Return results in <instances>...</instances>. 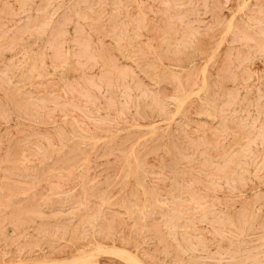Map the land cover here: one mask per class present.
<instances>
[{
	"label": "rangeland",
	"instance_id": "1",
	"mask_svg": "<svg viewBox=\"0 0 264 264\" xmlns=\"http://www.w3.org/2000/svg\"><path fill=\"white\" fill-rule=\"evenodd\" d=\"M244 1L0 0V264L70 258L106 233L157 264H248L225 253L234 229L200 213H242L259 195L264 211V55H249L264 19Z\"/></svg>",
	"mask_w": 264,
	"mask_h": 264
},
{
	"label": "bare ground",
	"instance_id": "2",
	"mask_svg": "<svg viewBox=\"0 0 264 264\" xmlns=\"http://www.w3.org/2000/svg\"><path fill=\"white\" fill-rule=\"evenodd\" d=\"M213 1V0H212ZM246 2V3H244ZM243 2L241 8L242 9H248L250 6H254L257 10V12L260 15L259 21H263L264 19V0H245ZM212 5V4H211ZM219 5V4H218ZM216 7V6H214ZM239 8V7H238ZM240 8V9H241ZM62 9L61 4H57L55 6V11H59ZM239 9V11H240ZM223 12V11H222ZM245 12V11H243ZM238 13V11H237ZM236 15V14H235ZM256 19L251 17L250 23L248 24V28H251L252 30H255V27L252 25L253 22ZM162 21V20H161ZM145 22V21H144ZM234 22L235 18L232 16L228 23L227 29L229 31H232L234 28ZM50 25V24H49ZM112 25V24H111ZM145 26V24H144ZM112 31V30H111ZM257 31L260 32V36L262 38V44L261 46L258 45L257 49L255 52H249L250 57L254 56L255 54H262L264 55V29L263 28H258ZM224 35V34H223ZM222 36V35H221ZM248 35H245L244 37H247ZM223 40V39H222ZM132 41V40H131ZM221 42V41H219ZM113 43H115L113 41ZM219 44V43H218ZM216 44V45H218ZM220 45V44H219ZM180 46V45H179ZM216 48V47H215ZM180 51H184L182 46L179 47ZM187 52L190 55H194L195 52L193 50H187ZM213 52V51H212ZM130 54V53H129ZM213 54V53H211ZM211 57V56H210ZM122 59V58H121ZM205 62V61H204ZM178 66L182 67V64H178ZM136 68V67H135ZM66 74L69 71V62L66 60L63 62V66L61 68ZM137 69V68H136ZM181 71V70H180ZM140 72V70H139ZM203 72V71H202ZM175 74V73H172ZM199 75V74H198ZM204 75V74H203ZM145 76V75H144ZM205 77V76H204ZM203 77V78H204ZM146 78V77H145ZM151 79L154 80L156 84H160L161 82L167 81V74L163 73L159 77H150ZM150 82V81H149ZM180 82V81H179ZM205 83V81H204ZM155 84V85H156ZM205 87V84H204ZM30 88V87H29ZM229 88V87H228ZM200 89V88H199ZM198 89V90H199ZM232 89V88H231ZM234 89V88H233ZM201 91V90H200ZM230 91V90H229ZM197 93V92H196ZM111 94V92H110ZM192 94V93H191ZM237 95V94H236ZM78 96V95H77ZM188 94L183 88L176 89V93L173 96V102L176 106H182L184 102L188 99ZM193 96V95H192ZM53 97V96H52ZM201 104L203 106H206V109H202L200 111L201 114L206 115V116H213V113L211 111V107H213L212 100L209 96L208 89L205 87H202V92L199 95ZM244 99V98H243ZM245 100V99H244ZM199 101V102H200ZM129 104L133 105L134 101L133 99L129 100ZM250 105V104H249ZM144 103L142 101L138 102L137 105V111L139 114L142 115L144 119H147L150 116V113L146 108L144 107ZM179 110V109H178ZM242 111V110H241ZM178 113V112H177ZM176 113V115H177ZM218 116V115H216ZM175 118V116H174ZM208 118V117H207ZM216 118V117H215ZM223 118V116H222ZM229 118V116H228ZM217 119V118H216ZM226 119V118H225ZM235 121V120H234ZM169 122V121H168ZM220 122V121H218ZM161 123V122H160ZM171 124V123H170ZM235 124V123H234ZM53 125V124H52ZM155 126V125H154ZM153 125H149L148 129H153ZM235 126V125H234ZM241 133V132H240ZM93 134V133H92ZM91 134V135H92ZM165 134V133H164ZM147 136V135H146ZM145 137V136H144ZM250 137V136H248ZM242 138V137H241ZM138 139V138H137ZM246 139V138H244ZM102 140V139H101ZM140 141V140H139ZM155 141V140H154ZM172 141V140H171ZM89 142V141H88ZM95 142V141H94ZM105 142V141H104ZM109 142V141H108ZM92 144H94L92 142ZM96 144V143H95ZM7 147V146H6ZM117 148V147H116ZM168 152V151H167ZM65 155V154H64ZM144 157V156H143ZM171 158V157H170ZM147 159V158H146ZM76 165V164H75ZM106 165V164H105ZM137 165V164H136ZM124 175V174H123ZM122 179V178H121ZM124 179V178H123ZM238 180V179H237ZM76 181V180H75ZM78 181V180H77ZM143 180L139 181V184L142 185ZM36 182V181H35ZM231 182V181H230ZM81 185V184H80ZM69 186V185H68ZM83 187V186H82ZM52 189V188H51ZM148 190V189H147ZM233 190V189H232ZM48 193V192H47ZM25 194V192H24ZM85 194V193H84ZM91 196V195H90ZM93 197V196H92ZM189 197V196H188ZM84 199V198H83ZM262 199V195H259L256 197V199H253L250 203L249 208H246L245 211L242 213H235V212H221L219 210L211 209L208 211H202L201 214L203 217H206L207 215H210L211 218L210 220L213 223L220 224L222 226L229 225L234 231L237 233L236 235L239 237L237 239L236 243V248L233 249L232 251H225L226 254H229L231 257H241L244 256L246 259H249L248 264H263L264 263V256L261 258L257 257V254L259 252L255 251L254 244L252 243V236L256 234V230L259 229L261 232V235L259 236L260 239V244L264 245V211L259 209V205H261L260 200ZM46 200V199H45ZM101 200L103 203L109 204L106 202V197H101ZM42 202V201H41ZM158 202V201H157ZM259 204V205H258ZM43 205V204H42ZM119 208V207H118ZM125 211L129 215V217L132 219L134 215H141V216H146L148 213L152 211L151 206L148 204L144 205L143 208H138L136 206H131L127 208L126 206L124 207ZM257 209V210H256ZM83 210V209H82ZM63 211V210H62ZM99 211V210H98ZM173 212V211H171ZM99 214V213H98ZM71 217V216H70ZM99 216L96 218L98 219ZM136 218V217H135ZM195 219V218H194ZM162 221V220H161ZM144 223V222H143ZM148 224V223H147ZM152 225V224H151ZM214 225V224H213ZM132 228V227H131ZM245 229V231L241 232L239 229ZM93 231V230H92ZM182 231V230H181ZM80 233V231H79ZM167 233L169 236L175 238L177 232L176 229L173 227H167ZM107 237L111 238L112 241L110 242H103L100 239H94V241L90 242V244H83L82 246L77 247V252L78 254L70 257V258H65V259H60V260H48V259H43V260H37L33 262H25L21 261V264H52V263H81V264H104L103 261L101 260V256H107L109 259L113 258L114 260H119L123 264H157L155 261L154 256L152 253L148 252L146 249L141 248L137 244H130L127 239L121 238V240L118 242L115 241L114 236L111 234L108 235V233L105 234ZM235 235V236H236ZM159 243V242H158ZM88 245V247H86ZM178 249L180 251H186V247L182 246L180 243L178 244ZM40 253V252H39ZM43 254V253H42ZM155 254V253H154ZM166 253H163V256H166ZM209 255V254H208ZM264 255V252H263ZM44 256V255H43ZM263 258V259H262ZM163 259V258H162ZM261 261V262H260ZM57 262V263H56ZM14 264V263H13ZM163 264V263H159Z\"/></svg>",
	"mask_w": 264,
	"mask_h": 264
}]
</instances>
